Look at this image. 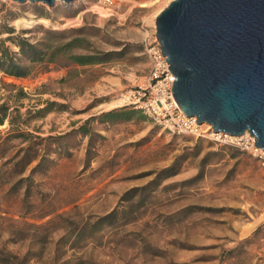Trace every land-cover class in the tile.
<instances>
[{
	"label": "rangeland",
	"instance_id": "rangeland-1",
	"mask_svg": "<svg viewBox=\"0 0 264 264\" xmlns=\"http://www.w3.org/2000/svg\"><path fill=\"white\" fill-rule=\"evenodd\" d=\"M98 1L50 8L0 0V42L11 53L19 39L52 47L85 41L55 64L17 55L32 67L26 78L0 72V105L9 108L0 126V255L19 264H264L259 157L209 134H170L136 105L115 104L145 83L146 49L157 41L153 16L172 0H118L107 18ZM40 18L49 23H14ZM77 29L82 34H46ZM108 53L95 65L67 59ZM111 111L130 120L98 121ZM92 117L89 136L74 132ZM18 133L34 142L66 137L46 171L13 189L36 164L21 173L22 154L13 161L27 143Z\"/></svg>",
	"mask_w": 264,
	"mask_h": 264
},
{
	"label": "water",
	"instance_id": "water-1",
	"mask_svg": "<svg viewBox=\"0 0 264 264\" xmlns=\"http://www.w3.org/2000/svg\"><path fill=\"white\" fill-rule=\"evenodd\" d=\"M72 4L76 0H12ZM155 37L181 111L215 134L253 136L264 152V0H172Z\"/></svg>",
	"mask_w": 264,
	"mask_h": 264
},
{
	"label": "trees",
	"instance_id": "trees-1",
	"mask_svg": "<svg viewBox=\"0 0 264 264\" xmlns=\"http://www.w3.org/2000/svg\"><path fill=\"white\" fill-rule=\"evenodd\" d=\"M81 33L83 29L77 30H69L66 32H50L47 31L46 34L52 36V39L57 37H61L66 33ZM8 33H12L9 31ZM85 43L83 39L80 37H74L69 42L65 43L60 47H52L44 44H31L26 39H19L15 41L14 44L18 48V54L11 53L8 48H4L2 42H0V72L6 76L12 78H26L30 76L32 67L30 65H23L21 59L26 60L29 64H37V63H45L46 65L55 64L57 60V56L66 55L69 51L74 48H81L80 46ZM17 55L20 56L21 59L17 58ZM105 57L99 58L93 55H68L67 59L69 62L79 66L86 65H95L103 62H107L111 56V53L104 55ZM12 86V85H11ZM8 110L7 105H0V126L4 124V122L8 119ZM94 118H90L85 121V123L80 126L74 132L82 134L83 136H89L90 131L88 129L89 123ZM118 120H130L129 113H121L120 115L117 112H107L98 117V121L100 123H110L116 122ZM11 125V121H9ZM16 137L24 138L27 142L26 146L19 150L13 161L19 158V155L22 154V157L16 161V165H22V171H26V169L34 162H36L35 166L30 170V174L22 179H19L14 185L13 189L17 188L19 184L29 183L31 182V178L36 173H42L46 171L53 163V159L51 157L58 152V146L56 143L58 141L64 139L65 136H57V137H46L40 138L35 137L34 139L38 140L37 142L32 141L31 135H24L22 133H18ZM91 142L88 144L87 156L89 159V155L91 153ZM19 260L17 257H6L0 255V264H19L22 263V260L17 263ZM24 261V260H23Z\"/></svg>",
	"mask_w": 264,
	"mask_h": 264
},
{
	"label": "built area",
	"instance_id": "built-area-1",
	"mask_svg": "<svg viewBox=\"0 0 264 264\" xmlns=\"http://www.w3.org/2000/svg\"><path fill=\"white\" fill-rule=\"evenodd\" d=\"M118 0H99L97 6L102 10L112 11L117 6ZM150 62V70L143 86L137 87L126 95L127 105H136V108L153 120L161 129L173 135L209 137L223 144H228L240 149L250 151L258 156L264 166V152L255 147L256 139L249 134L241 137H230L223 134H215L211 128L204 130L205 125L197 124L196 118L187 117L177 105L172 95L174 76L167 67L169 64L162 56L157 41L146 49ZM207 128V127H206Z\"/></svg>",
	"mask_w": 264,
	"mask_h": 264
},
{
	"label": "bare ground",
	"instance_id": "bare-ground-1",
	"mask_svg": "<svg viewBox=\"0 0 264 264\" xmlns=\"http://www.w3.org/2000/svg\"><path fill=\"white\" fill-rule=\"evenodd\" d=\"M169 3H167L166 4V6L168 5ZM166 6H164L163 8H160L155 14H154V16H153V20L155 21L156 20V18H157V16L159 15V13L166 7ZM96 9H98V12H99V14H100V17H102V18H107V17H109L110 15L108 14V11L109 10H102V9H100V8H97L96 7ZM97 11V10H96ZM15 25H32L33 23L34 24H37V23H42V24H48L49 23V21L47 20V19H44V18H40V19H38L37 21H27V20H25V19H18V20H16L15 22ZM154 26H155V24H154ZM126 100H127V98H126V96H123L122 97V99L121 100H119V101H117L115 104L116 105H123V103H126ZM206 127H207V129L209 128V126L208 125H205ZM247 135V133L246 134H244L243 136H246Z\"/></svg>",
	"mask_w": 264,
	"mask_h": 264
}]
</instances>
